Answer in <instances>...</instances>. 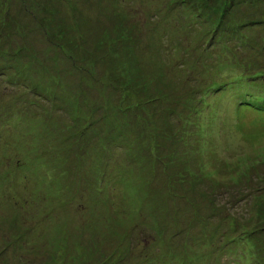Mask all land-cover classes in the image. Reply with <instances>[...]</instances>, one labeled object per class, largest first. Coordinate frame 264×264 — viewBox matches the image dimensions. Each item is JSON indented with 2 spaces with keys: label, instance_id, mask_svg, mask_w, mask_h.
Instances as JSON below:
<instances>
[{
  "label": "rangeland",
  "instance_id": "rangeland-1",
  "mask_svg": "<svg viewBox=\"0 0 264 264\" xmlns=\"http://www.w3.org/2000/svg\"><path fill=\"white\" fill-rule=\"evenodd\" d=\"M190 1H5L22 29L0 37V264H264L242 240L264 242V0Z\"/></svg>",
  "mask_w": 264,
  "mask_h": 264
},
{
  "label": "trees",
  "instance_id": "trees-1",
  "mask_svg": "<svg viewBox=\"0 0 264 264\" xmlns=\"http://www.w3.org/2000/svg\"><path fill=\"white\" fill-rule=\"evenodd\" d=\"M5 1L6 0H0V37L1 35L3 34V26L6 25L7 28H16V29H22V27L20 26L19 22H17V19L15 17H13L10 12H9V7H8V4L6 5L5 4ZM211 2H213V0H209ZM204 2H207V3H211V2H208V1H205ZM4 3V4H3ZM176 3H184V5L188 6V4L191 6L193 5V2H191L190 0H177ZM198 4H196L194 7H197ZM229 11V7L227 5V3L225 2L224 4V8L222 10H219V12L217 13V23L214 25L213 23H211V25L208 27V32H210L208 35H207V38L208 39H211L212 41L211 42H214L216 40V37L215 36L217 34V30L220 28L223 27V23L226 24L228 22V17H227V12ZM195 15L197 16V18H203L202 15L200 14V11H196L195 12ZM5 29V28H4ZM4 39V38H3ZM16 51H14V53H16ZM208 58H206L205 60L201 61L197 68L200 72H206L208 71L211 67V65L213 64L212 62L208 61L207 60ZM210 63V64H209ZM243 70L244 68L242 67V70L238 73H235L236 76L238 78H242L243 77ZM225 71V70H224ZM226 72H231L229 70H226ZM246 75V74H244ZM148 80V78H143L142 80V84H145V82ZM227 78L226 76H222L221 78H218L216 80H214L213 84H212V87H216L217 85H222V87L225 88V86H227ZM152 81V80H151ZM232 84V82L228 83V85ZM159 99V98H158ZM158 99H155V100H158ZM149 101H152V99L150 100H147V101H141V99L139 98V100H133L132 101V104H127L126 107H130L131 108H135V107H141L143 106L144 104H147L149 103ZM123 102V100H122ZM252 103V102H251ZM174 112V111H173ZM79 156V154H78ZM70 158V157H69ZM68 160L65 159L64 162L66 164ZM64 164V165H65ZM16 168H20L23 170V173L24 175L28 176L30 178H32V180L36 177H38V180L41 184H45L46 185H49L52 187V189L57 192L58 194L61 193V190L62 189H69V186H68V183H60L57 185V187H54V181L52 180L51 178V175H46V172L48 171H52V168L50 165H46L45 163H42L40 164L39 162H33V161H30V160H20V159H17L16 162H15V166ZM41 167V168H40ZM60 171H59V175L60 176H64L65 173L68 174L69 170L67 167H60ZM106 172V170H105ZM105 172H101L100 173V176H103L101 180H97V184L99 186V191H101V193L103 194H106V192L110 191L111 189L114 188V184H115V181L108 175L109 173H105ZM11 175V171H5V173L3 175L0 174V183L1 181H6L9 176ZM53 173H52V177H53ZM121 176V175H119ZM33 180V181H34ZM63 191V190H62ZM65 192V191H64ZM43 194H47V192L44 190L43 191ZM107 197V201H109L110 205L112 203V195H109V196H106ZM63 204H65V200H63L62 202ZM53 207V206H51ZM48 209H50L48 207ZM139 211V210H138ZM264 225V224H263ZM151 229V227H149ZM161 228L160 227H154V230H156V234H155V239L156 237H158V230H160ZM261 230H264V226L263 228H261ZM257 233H259L258 230L255 229V231L251 232L250 233V237H253V240L252 239H249V234L248 236L246 237H243V243H244V246L247 248V251L249 252H253L254 251V247H258L260 244H262V252H263V255H264V242H259L258 241V238H257ZM151 235V234H150ZM144 237L143 240H141L140 242H143V244L145 242H147V236H142ZM146 237V238H145ZM240 240V239H239ZM101 248V247H99ZM101 250V249H100ZM132 254V251L129 252V251H126V250H113V251H109V253L107 252L106 254H102L100 256L99 259H97L94 263L95 264H130V262L128 261V258L129 256ZM264 259V257H263ZM259 260L256 259L255 262L253 264H260V262H258ZM137 264H140L138 262H136ZM134 263V264H136Z\"/></svg>",
  "mask_w": 264,
  "mask_h": 264
}]
</instances>
